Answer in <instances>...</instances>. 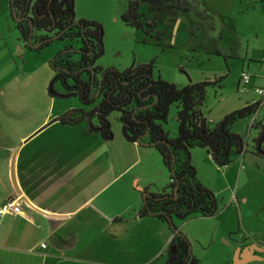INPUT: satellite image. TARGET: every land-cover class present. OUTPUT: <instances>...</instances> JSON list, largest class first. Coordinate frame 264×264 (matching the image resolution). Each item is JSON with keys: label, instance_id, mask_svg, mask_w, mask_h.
I'll return each instance as SVG.
<instances>
[{"label": "rangeland", "instance_id": "obj_1", "mask_svg": "<svg viewBox=\"0 0 264 264\" xmlns=\"http://www.w3.org/2000/svg\"><path fill=\"white\" fill-rule=\"evenodd\" d=\"M126 1L73 0V22L84 20L95 22L101 26V54L95 59L94 67L103 71L111 69L121 73L129 68H136L152 61V77H158L177 87L222 77L219 87H210L206 90L203 113L206 119L212 121V123H208L210 127L220 121L222 115L239 109L236 107H238L240 98H258L259 101H262L261 97L253 91H245L244 84H241L237 90L240 71L241 69L246 71L245 66L242 65L247 63L239 59L243 57L246 44L252 45L254 41L251 37V40L243 42L240 39L239 29H232L233 23L228 18L231 17L230 13L234 8H231L230 11L227 10L228 15L223 14L222 18H218L219 14L214 7H209V2L211 3L212 0H205V5L208 4L212 12L208 10L210 14L205 12L202 13L204 15L197 14L195 8L189 14L180 17L181 21L179 20L180 23L178 22L170 41L166 39L161 41V45L168 44L170 46L162 48L159 42H154L141 31L123 25L119 20ZM9 9V0H0V37H2L0 45L3 44V41L6 42L7 53L5 69L2 70V73L6 74L8 82L12 81L6 89V98H50L47 90L51 82L53 92L56 95H62L64 89L60 85L61 82L55 81L57 70H54L51 63L60 54H63L67 42L55 39L38 50L30 49L27 42L21 41L19 30L16 27L17 21L9 17ZM200 11L203 9L198 12ZM54 32L48 31L43 35L47 39H52L55 35ZM236 47H239L238 52H236ZM72 49L77 50V45L73 44ZM68 55V60L71 61H76L78 58V55L73 51ZM12 61L16 67L12 65ZM246 72L249 74H247L248 76L253 77V72ZM10 93L12 95H8ZM51 98L62 100L67 104L69 110L81 111L84 114H90L97 103L95 101L89 105H83L78 98L73 96ZM39 109L43 110V106L39 105ZM175 112V107L171 106L166 122L162 124L164 132L170 131V136L167 134L170 139L177 134ZM118 117L119 114L115 111L107 116L111 140L109 149L102 148L101 150L102 161L107 158L109 151L112 152V156L115 155V146L121 152V158L118 159L117 156L115 165L112 167L110 163H107L106 167L103 165L100 173L102 190L99 192V194L101 193L99 199L102 200L101 205L104 210L108 211L110 217H115V213L128 208L133 199L140 198L141 200L138 189L147 186L150 181H153V185L156 184L159 189H163L169 181L157 151L149 149L148 154L141 156L144 151H140L132 145L122 148L115 143L123 142ZM263 117L264 103L261 104L256 114L259 121ZM251 119L238 120L231 127V131L238 134L246 145V154L243 159L240 158L241 156L233 158L228 169L216 168L217 173L210 165L203 162L197 164L196 178L201 179L204 187L213 193L217 214L213 217H202L196 214L182 221L173 219L176 231L186 238L189 243L190 255L198 264H230L231 259L226 257L227 252L230 251L229 241L232 244L239 242L238 234L245 235V229L264 239V224H258L264 217V173L260 171L249 173L260 167L262 163L252 155L253 139L258 132L255 129H249L248 124ZM90 123V125H95L96 118L92 117ZM262 146L264 147V138ZM204 154L207 161L211 162L205 152ZM126 156H129L128 162H126ZM134 160L136 163L132 164L131 161ZM190 164L194 166L195 162L193 164L190 160ZM159 168L163 172L161 175L157 174ZM194 169L196 170L195 166ZM239 171L242 174L240 179H238ZM135 180H139L136 185ZM150 189H154V187ZM235 191L238 195H245L247 198L246 202H242L240 208L236 206L232 197ZM151 221L157 222V219L142 218L131 227L128 223L133 221H127V223L121 224L122 233L128 226V238L152 236L153 230L144 225ZM242 222L249 226L233 232L234 228L239 227ZM219 223H222V226ZM165 225L167 230L171 231L170 227ZM222 227L230 231L229 237L222 238L220 236ZM108 236L114 239L113 236L109 234ZM162 249L161 260L165 262L168 255L167 247L164 246Z\"/></svg>", "mask_w": 264, "mask_h": 264}, {"label": "crops", "instance_id": "obj_2", "mask_svg": "<svg viewBox=\"0 0 264 264\" xmlns=\"http://www.w3.org/2000/svg\"><path fill=\"white\" fill-rule=\"evenodd\" d=\"M198 4L195 9L197 14H210V8L214 7L219 14L218 18H222L223 14L228 15L227 10L234 8L230 13L231 17L225 18L233 23L232 29H239L243 42L251 40V37L254 41L252 45L246 44L243 57L239 59L247 62L245 65L242 63V66H245L246 71L253 72V77L249 76L251 80L244 84L240 74L248 73L241 69L237 90L241 84L245 85L243 87L247 92H254L256 88L264 89V0H212L209 2L210 8L208 4L205 5L206 2ZM202 9L201 13L198 12ZM179 20L181 21L180 18ZM2 43L0 206L13 201L20 206V213L0 217V264H165L166 261L161 260L162 248H168L173 237L172 231L167 230L165 224L158 220L146 222L144 225L153 230L152 236L128 238V226L122 233L121 224L127 221L134 222L128 223L131 227L142 218L156 220L152 216L137 217L142 206L140 198L133 199L130 206L115 213V217H110L101 205L100 173L103 165L106 167L110 163L112 167L117 156L118 159L121 158L118 147L115 146V155L112 156L109 151L107 158L102 161L101 150L109 149L111 138L103 139L98 133L91 131L90 126L95 127L96 123H89L88 126L87 117L78 119L73 124L60 119L68 116L72 110L62 100L51 98L50 94V98H6V89L12 81L8 82L6 74L2 73L7 59L6 42ZM238 51L239 47H236V52ZM12 63L16 67L13 61ZM239 100L236 107L239 109L260 102L258 98ZM39 105L43 106V110L39 109ZM206 120L212 123L210 119ZM169 132L167 131L168 135ZM123 142L115 143L122 148L132 145L144 151L141 156L152 149ZM204 152L199 149L190 150V160L193 164L195 162V174L198 172L199 162L210 165L217 173V167L207 161ZM245 154L246 152L240 158L243 159ZM126 157L128 162L129 156ZM131 163L135 164L136 160ZM255 171L264 173L263 162L249 173ZM162 173L159 168L157 174ZM241 175L239 171L238 179ZM198 181L205 186L201 179ZM138 182L139 180H135V185ZM151 187L154 189H150ZM138 190L157 194L162 188L159 189L150 181L147 186ZM232 197L238 208L247 200L245 195H238L236 191ZM219 224L222 226V223ZM258 224H264V217ZM246 226L249 225L242 222L233 232ZM220 232L222 238L230 235V231L223 227ZM238 235L239 242L232 244L228 240L230 251L226 257L231 259L230 264H263L264 239L247 229L245 235ZM41 244H45L44 248L40 247Z\"/></svg>", "mask_w": 264, "mask_h": 264}, {"label": "trees", "instance_id": "obj_3", "mask_svg": "<svg viewBox=\"0 0 264 264\" xmlns=\"http://www.w3.org/2000/svg\"><path fill=\"white\" fill-rule=\"evenodd\" d=\"M205 0H127L119 15L123 25L141 31L154 42L170 41L176 20L193 11L197 3ZM22 0H9V17L17 15ZM35 13L32 28L55 31L58 40H65L66 47L78 55L76 61L68 60L71 51H64L51 63L54 70L60 71L55 81L61 82L64 96H73L83 105L97 101L90 114L78 111L79 116L95 117L96 125L90 130L103 139L111 138L107 116L118 112V121L123 141L147 146L158 152L163 168L168 174L167 185L157 194L147 192L145 198L139 191L142 206L137 217L152 216L170 227L169 220L182 221L192 215L213 217L217 205L211 191L204 188L196 178L195 169L190 164V150H204L217 168H227L232 159L246 152L242 138L231 131L235 122L252 118L249 128L257 130L253 139L252 155L264 164V117L257 121L256 114L264 99L246 105L224 115L210 127L203 113L206 90L219 87L222 77L203 80L177 87L160 78L152 77V61L129 68L121 73L94 67L100 56L101 26L95 22L79 20L73 22V0H35ZM21 41L27 42L28 23L16 22ZM32 39L29 48L38 50L47 42ZM73 44L77 50H73ZM33 45V46H32ZM170 45H161L167 48ZM88 68L95 73L91 86ZM97 76L102 79L98 84ZM68 85H71L68 87ZM68 90H67V89ZM99 92V96L94 94ZM176 109L177 134L170 139L162 128L166 122L169 108ZM62 122V121H61ZM63 123V122H62ZM173 159V160H172ZM178 186L174 192L175 186ZM171 229V228H170ZM167 248L165 264H198L188 252L189 243L182 235L174 234ZM172 248L174 253H170ZM186 258V260H185Z\"/></svg>", "mask_w": 264, "mask_h": 264}, {"label": "flooded vegetation", "instance_id": "obj_4", "mask_svg": "<svg viewBox=\"0 0 264 264\" xmlns=\"http://www.w3.org/2000/svg\"><path fill=\"white\" fill-rule=\"evenodd\" d=\"M34 1L35 0H33V1L32 0H22V2L20 4V9L17 11V15H15V19H16L17 22H19L21 24L28 23V25H29V36H28V39H27V44L28 45L32 41V39L35 40V39L43 38L44 40H47V37H44L43 34L45 32H48V31L42 30V29H37V28H32V26H31V21H32V19L34 17V13H35ZM64 32H65V30H63L58 35L61 36L60 34H63ZM58 35H54V37L55 36H58ZM67 48L68 47H66L65 50ZM66 51H71V50L70 49H67ZM58 73H60V71H58L57 74ZM100 77L101 76H97V79H96V81H97L98 84H99ZM63 93H64V91H63ZM96 94H97V92H96ZM96 94H94L95 97H96ZM58 96H60V95H56V93H55V96H52V97H58ZM62 96H64V94H62ZM98 96H99V93H98L97 97ZM79 117H80L79 114H73V115L70 116V118H72V119L79 118ZM169 251L172 254L174 253V251L172 250V248H170Z\"/></svg>", "mask_w": 264, "mask_h": 264}, {"label": "water", "instance_id": "obj_5", "mask_svg": "<svg viewBox=\"0 0 264 264\" xmlns=\"http://www.w3.org/2000/svg\"><path fill=\"white\" fill-rule=\"evenodd\" d=\"M12 1H13V0H11V2H12ZM198 6H199V4L197 3V4H196V8H198ZM13 19H15V15H14V14H13ZM178 22H179V20H177V21L175 22L172 33L175 32V28H176ZM58 36H59V35H58ZM58 36H55V37H53L52 39L44 40L43 42H41V43H39L38 45H36V47H39V46H40L42 43H44V42H47V43H48V42H50L51 40H55V39L58 38ZM100 47H101V43H100ZM100 50H101V48H100ZM100 54H101V51H100ZM88 70H89V72H90V77H91V86H90V89H92V83H93V81H94L95 73H94V70H93L92 68H88ZM101 79H102V77H100L99 83H100ZM51 86H52V82L48 85V90H47V92H48V94H50V96H55V93L53 92ZM98 93H99V92L97 91L96 97H97ZM77 113H78V111H70V114H69L68 116H62L60 119L65 120V121H66L67 123H69V124H73V123L77 122L78 119H83V118H84L83 116H80L79 118H75V119L70 118L71 115H73V114H77ZM86 123H87L88 126H90V125H89V123H90V117H87V118H86ZM172 160H173V159H172ZM177 188H178V186L176 185L173 191L175 192V191L177 190ZM141 191H142V197L145 198L146 195H147V192H143V190H141ZM15 193L18 194L17 191H15ZM169 223H170V228L174 231V234H176V235L179 236L180 234L176 231V229H175L174 225L172 224L171 220H169ZM188 252L190 253V249H188ZM185 260H186V258H185Z\"/></svg>", "mask_w": 264, "mask_h": 264}, {"label": "built area", "instance_id": "obj_6", "mask_svg": "<svg viewBox=\"0 0 264 264\" xmlns=\"http://www.w3.org/2000/svg\"><path fill=\"white\" fill-rule=\"evenodd\" d=\"M262 63L264 65V55L262 57ZM241 80L244 84L248 83L249 81V76L246 73H241L240 74ZM254 93L256 95L260 96L261 98L264 99V90L256 88L254 89ZM20 213V206L16 205L13 201H9L4 203L3 205L0 206V217L5 216V215H16ZM45 244H41L40 247L44 248Z\"/></svg>", "mask_w": 264, "mask_h": 264}, {"label": "clouds", "instance_id": "obj_7", "mask_svg": "<svg viewBox=\"0 0 264 264\" xmlns=\"http://www.w3.org/2000/svg\"><path fill=\"white\" fill-rule=\"evenodd\" d=\"M250 124V123H249ZM250 129V128H249Z\"/></svg>", "mask_w": 264, "mask_h": 264}]
</instances>
